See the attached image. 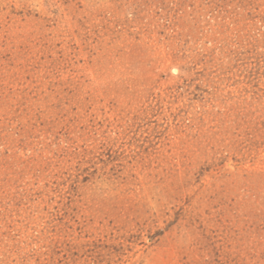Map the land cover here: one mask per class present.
I'll list each match as a JSON object with an SVG mask.
<instances>
[{
  "label": "rangeland",
  "instance_id": "1",
  "mask_svg": "<svg viewBox=\"0 0 264 264\" xmlns=\"http://www.w3.org/2000/svg\"><path fill=\"white\" fill-rule=\"evenodd\" d=\"M0 264H264V0H0Z\"/></svg>",
  "mask_w": 264,
  "mask_h": 264
}]
</instances>
